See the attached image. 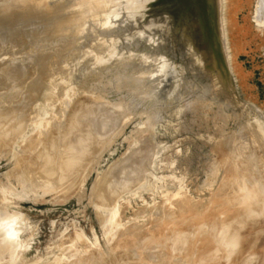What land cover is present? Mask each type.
Segmentation results:
<instances>
[{"label":"rangeland","instance_id":"obj_1","mask_svg":"<svg viewBox=\"0 0 264 264\" xmlns=\"http://www.w3.org/2000/svg\"><path fill=\"white\" fill-rule=\"evenodd\" d=\"M11 1L13 2L14 0H0V66L3 67L2 65H8L10 63L12 66L14 63V65L16 64L17 66H13L21 70L23 67L21 68L20 66H24L25 69L23 70H27L24 72L26 74L25 76H27L28 71H35L34 73H36V68L40 69L41 65L44 67L43 65H45L44 63L46 62H40L42 56L41 54L45 55L49 53L48 49H53V61H55L56 64L63 65L65 72L58 75L54 74L53 78L57 80V86L55 83L54 87L51 86V88L55 89L54 92L53 90L50 91V86L45 88L49 92L45 89H39L40 86L36 81L41 78H30V83L32 80H36L33 81V84L36 82L37 86L31 85L32 83H27L28 85L30 84L29 91L32 93L35 92V97H37L36 101L32 105V109L39 110L43 113V115H46L49 118L52 115V118L49 120L50 125L48 124L45 129L46 135H41L45 131L42 130V133L40 132L38 134L40 138L34 141L31 146H27V148L30 149L29 151L33 153L31 158L33 157L34 160L35 158L36 160L39 158V162L37 160V166L36 163L34 164L36 161L29 157V159L25 157V150L27 151L28 149L24 145H18V147L12 146L13 144H11L10 131L8 129H6L7 131L4 130V132L6 131V134L0 133V135H5L4 137L0 136V239L1 243H4L3 241L8 239V243H11L12 241L11 244H14V246H12L13 249L10 248L11 245L8 248V243V245L2 244L3 247H6V249L8 248L7 251L9 252L2 253V251L4 252L5 250L0 251L2 253V255L0 253V264H61L62 261L71 260L72 257V260L75 259L74 261L77 263L81 262L82 264H102L103 261V264H112V262L113 264H140L138 260H147L149 259L148 256H150V260L153 261V263L150 264H158L157 262L160 261V259V264L167 263L164 259L170 260V264H177L179 261L177 258L181 260L179 261L181 264H186L185 261L189 260V257H192L194 253L195 258L197 259L196 262H199L200 264H207L209 261L206 260L208 258H203L204 254H209L208 251L214 244H216V246L214 245L215 247H212L213 250L210 251L209 255L213 259H216L214 254L220 253L221 249L218 250L219 252L217 251L218 253L214 251L219 244L216 242V238L213 234H217V236L221 238L219 240H221L224 244L223 246L222 242H220L218 249L221 248V245L226 249L229 245L227 241H225L226 244L223 241L224 239L222 236L224 233L221 228L227 229L224 230L226 231L225 235L227 233L230 235V233L233 232L232 229L234 230L237 228L234 225H238L237 223L241 222L238 220L245 219L246 216L243 215L244 218L242 217V213L238 210L239 206L242 205L240 206L241 208L244 206V208L247 209L246 206L251 207L253 204H256L255 200L259 199V196H261L260 194H262L263 191L260 190L261 193H257L259 196H256V193L254 194V181L258 183L254 185L256 191L258 190L257 187L260 188L259 182L264 184L263 177H259L261 180H255L259 176L258 173L253 174L255 176L258 175L256 178H254L255 176L252 177V174L251 176L249 175L250 178L252 177V181L244 179V181H250V183L248 182L249 186L252 184V187H250L253 189L248 188V190H253V194L256 198L258 197V199H256L253 194H250L251 191L248 193L247 188L241 186L243 183L241 179L247 176L243 177L241 174V178L239 179L240 181L237 182V180H234L232 177H228L230 174L227 173L229 170L226 171L228 168L225 165V163L229 162V160L230 162L232 160H237V154L240 157L237 162L241 159L240 155H242V157L251 156L253 148L259 145L258 143H253V141L247 142V139L245 140V138L252 132L250 124L255 125L257 132L261 135L263 139L261 144L264 149V132L262 131L261 126L255 123L256 121H261L262 125V122H264V25H260L254 20V10L256 8L255 5L257 0H230L228 7L225 9V14L227 16V31L229 36V50L232 54V60L229 67H227V65H224V67L220 63L219 56H217L219 61L218 63V61L215 60V57L211 54L213 51L210 50L211 46L207 42V33L204 32L205 30L202 31L200 28V21L202 20L200 10L193 7L195 3L196 5L199 3L198 0H145L146 2L143 0H135L138 2H134V0H124L123 3L121 1L118 3V0H116L118 3L117 5L115 4L116 6L114 5L115 0H111L110 3L112 2L111 4L115 6L114 8L112 7V9L111 7L107 9L108 6L112 5L106 3L108 0H104V3L108 5L105 9L109 10V12L111 11L108 13L106 10L107 13H103V15L105 14V18L101 15L97 16L98 19H96V16L95 18L87 17L85 23L82 24L84 26L80 25L79 27V25L75 24L78 27L77 29L70 21H64L59 23L61 25L63 24V29L57 30L55 31V34L50 35H47L46 32L55 25L56 21L61 19L60 13L66 11L67 8L63 7L58 10L51 8L50 10H46L44 12L42 11L40 13H35V11L31 10V15V11L27 12L23 9V6H16L15 4H13L12 8L9 10H2V7L7 3L10 4ZM89 1L90 0H88V2ZM93 1L95 2V0H92V2ZM132 1L135 6L130 4ZM127 2L131 5L130 7H128L129 5ZM84 3L82 4L85 6H82L88 7L86 2ZM104 3L103 1H97L95 4L97 6L98 4L102 6ZM124 3L125 5L127 3V5L125 6ZM91 4L92 3H90L89 7L96 6L95 4ZM119 4H122L120 7L121 10L116 11V9L119 8ZM63 9L66 10L63 11ZM114 9L115 11H112ZM14 11H17V13ZM114 12H116V14ZM26 13L29 15H26ZM80 13L81 12H78V14ZM10 14L12 15L10 16ZM13 14L19 15H17V17L15 15V17L12 18V16H14ZM20 14L24 16H21ZM9 19L11 20L9 21ZM105 19L109 23H107ZM104 22H106V24ZM103 23L105 25H103ZM19 24L23 26L20 25L19 27ZM81 27H83L82 30ZM141 28L143 31L138 33ZM77 32L80 33L78 34ZM98 43H101L100 46L103 44L102 46L107 50L112 49L113 54L109 56V58H104L99 54L96 55L95 52L97 51L94 50V48L99 46L96 45ZM204 43H206V45H204ZM202 44L203 47L201 48L200 46ZM95 45L96 47H94ZM214 47L218 51V47H216V45H214ZM204 48L208 51L205 56L202 55V53L205 52ZM207 48H209V50ZM83 50H87V54ZM36 51L37 53H35ZM80 51H82L81 54H85L83 55L84 58L82 55L79 56ZM88 52L90 54L94 53L92 54V57L97 56L99 59L94 57L93 60H96L91 61ZM39 55L41 56L39 57ZM76 55H78V57ZM29 56L31 57L29 58ZM212 56L214 57V60L217 61L216 63ZM38 57L39 59L36 60ZM123 57L124 59L129 58L132 63L131 66L133 67H128L129 71L132 69L131 72H129L130 74H136L135 71L143 68H147L149 70L155 68L157 69L155 70L157 72L148 77L146 83L147 87H145L146 85H143V87H141L138 91H133L128 89L129 87H125L127 86V83H120L115 80V78H111L112 74L108 71L106 72V70L110 68H112L114 72L119 68L121 69L119 60L123 59ZM77 59L80 60L78 61ZM97 60H101L100 64ZM98 65L104 66L101 68V66ZM8 66L10 67V65ZM14 67L12 68L13 70H15ZM33 67H36V70ZM95 67L97 69L93 70ZM89 68H92L93 72L89 71ZM17 69L16 71L18 72L19 70ZM21 70L18 72L19 75L23 71ZM113 71L111 73H113ZM29 75L28 77H36L33 73H30ZM53 78L51 76V79L48 77L46 79L51 81ZM14 82L15 84L19 83L17 80H10L6 82L4 77L0 74V93L2 94V91H5L6 85L9 88V90L6 88L5 92L7 93L4 92V94L0 95V115L2 113L5 115L6 112L3 109H9L7 106L10 107V104L13 105L17 101L19 103H16L14 107L11 106L10 108L16 109L18 107V109H20L23 106L19 105V107L17 104H22L23 102L24 104L30 103L29 99V102L25 99H27V95L31 94H29L28 91H21L24 90V88L19 89V93L26 92L23 96L21 93L19 94L17 92L16 94L19 95L18 98V95L14 94V89L12 87V85L15 86ZM64 88L66 89V92L63 93L62 91H64ZM146 88L148 89L149 94L146 93ZM152 91L153 94L151 93ZM38 93L39 95H37ZM25 95L26 98L24 97ZM28 98H30V96ZM15 99H17V101H15ZM44 100L46 103L43 107H41L40 105L44 102ZM77 100L81 101L78 102ZM74 102L78 104H74L76 107L72 105ZM71 105L75 109L79 107L81 109H76V112L73 110L74 108H72ZM70 108L72 111H70ZM86 111L88 113H86ZM71 113H73L76 118V120H74L76 123H74L75 125L72 123L74 116L71 115ZM4 115H2L3 118ZM3 118L1 122L4 120L3 123H5L9 116L8 118L6 116V119ZM13 120L14 119L8 122L12 123ZM52 122L55 124V127L53 126L52 128L54 129L48 131V128L49 130L51 129V124H53ZM60 122V126L62 127L58 126ZM57 123V126L60 129H56ZM1 127L2 126H0V128ZM50 132L54 133L53 136L52 134L50 135ZM90 133L92 135H90ZM87 134H89V136ZM47 135H49L50 138ZM44 136H47L49 139H51V136L53 137V139H51L52 145H50V140V142L47 141V145H50L51 149L48 148L47 145L45 147L48 149L44 147L46 143V141L45 143L43 142V139H46ZM41 139L43 140L41 142L44 145L40 141L38 143V147L36 146L37 144L34 145V143H37L38 140ZM86 140L88 141L86 142ZM227 141L232 144L234 143L233 145H235L233 146V150L229 153L227 151L229 149L226 147L228 146L229 148L231 145ZM69 143H75V145L78 146L76 147L73 144L76 149L78 148L77 152L79 155L78 153L73 152L72 147V150L69 148ZM79 143L82 144L80 145ZM3 145L5 147L8 146V148H3ZM42 146L45 148V151ZM9 147L11 149V153L13 149L14 151L16 150L15 153L11 154L8 152L10 151L8 150ZM79 148H82V151H84L86 155L83 154L84 152H82L81 149L78 151ZM84 148L85 150H83ZM55 149L57 152L54 151ZM37 150H40L42 154H39ZM71 152L72 154L75 153V156L69 154ZM48 153H51V155ZM18 154L21 157L24 156L23 162L24 159L27 158L25 159V163L27 164H25V167L33 168V171L34 169L42 168V166L44 168V165L48 160V164L51 165V162L54 163V160L56 159L61 162L55 161L57 165L59 163H64L65 160L63 159H66V163L70 164L71 170H65V168H69V166L64 167L67 166L65 163L66 165L64 164V166L58 165L60 171L61 168L64 167V170L62 169L63 172H58V168L57 172H55L56 168H54V171L49 169V172L48 167L53 169V166H56L55 163H52L53 166L51 165L50 167L48 165L47 168L45 167L48 170V173L45 168H42L45 171V175L42 173L41 169L40 174L37 170L36 174H38L39 177H42L41 180L39 179L40 184L38 181L35 182V184H32L34 181L32 180L33 182L31 183V181L28 180L31 183L29 184L27 177L30 179L31 174L32 176L34 174L33 177H35V171L32 172V170L29 169L32 173L26 174L27 171H25L23 175L24 169L28 170V168L22 167L24 166V163H22L21 157H19L18 161L19 165L21 163V167L18 165L19 168H17L18 163L15 161L17 160L16 157H18ZM47 154L49 157L53 156L52 158L56 159L52 160L47 158ZM14 155H16V157ZM33 155H40L42 157L35 156L34 158ZM68 155H70V157ZM231 155L236 158L233 157L234 159H231ZM72 156L74 162L70 159ZM45 157L47 159H45ZM67 157H69V161ZM43 158L47 161L43 160L46 163L42 162V164L44 163L42 165L40 164V160ZM30 159L33 163H30L31 161L28 162ZM14 163L16 165H14ZM71 165L72 167L74 165V167L72 168ZM51 172L53 173L50 175L49 173ZM46 173L47 175H50V177H53V174L57 173L56 176L58 178L55 176V178H57L55 180L56 182L53 180L55 178H51L50 181L47 179V182H49L47 184V182H45L46 177H48L46 176ZM263 173L264 171L259 174L262 176ZM22 176H24L23 178H26H20ZM59 177L61 178L60 180H58ZM227 178L229 180L231 179V181L227 180ZM232 180L234 183L231 185ZM226 181L229 183L227 184ZM247 182L244 183L248 185ZM112 184L113 187L111 186ZM243 189H246L245 192H247L248 195L250 194V196L255 199L249 202H255L250 206L248 203L247 205H244L246 202L241 200L243 204L239 203L237 209L235 208L236 211L238 210V212L241 213V217L239 216L240 214L237 213L239 219L237 222L234 221L235 224H233V226L236 228L231 227V230L229 229V225H232L230 224L232 221V216L230 215H233V212L232 214H230L231 212L228 213L230 214L229 217H231V221L228 223L225 221L228 219V217H226L228 214H219L221 215L218 217L219 219L226 218L224 219V223L226 224L221 225V227L220 224H222L221 221L223 220L219 221V219L216 218L218 215L215 219L221 222L218 224L219 226H213L216 224L215 222H217L215 219L212 220H215V222H213L215 224L210 225L212 223L211 220L207 221L209 217L205 218V220L201 222L202 228L206 227L205 224H207V222L210 223L206 229L203 228L204 232L209 230V225L214 228L216 227L219 230L218 234L214 231L215 229L213 230V228L210 227L211 230L208 231L209 233H199L203 237L206 234L205 239L209 238L211 240L212 238V241L209 242V239L207 241L210 244L214 239L215 243L213 242L214 244L212 243L213 245L211 246L205 242V244H207V248L210 246L208 251L205 249L206 245H203L204 242L199 240V238L204 240L203 237L199 234V236L195 235L196 232H194L195 234L193 232H189L192 230L191 228H188L189 225L186 226V228L185 226L181 227L182 224L179 226L180 220L185 218L188 220L192 219L191 216L187 215L186 217L184 215L187 213H185L184 210L187 211L188 209H193L192 212L195 210L199 211L202 207L209 205H211V208L217 209L219 208V204L212 202V196L214 197L215 194L221 196L233 193V195H235V200H240L244 195L240 194L244 192ZM116 190L119 192L117 193ZM238 191L243 192L238 193ZM104 192H106L105 195ZM248 195L246 196L245 194L243 199L246 197L248 198ZM236 196H238L239 199L238 197L236 199ZM185 197L189 198L191 201L189 202V200L186 199V201H188L186 202L183 200ZM251 198L249 197V199ZM244 201L246 200L244 199ZM188 203L190 205H187ZM191 204L192 207L197 204L199 207L201 206V208L199 209L198 206H196V209L191 208ZM231 204L234 205L233 203ZM186 205L187 208H190L187 209ZM178 208L180 213L182 211L184 212L182 214L184 217L180 213L178 214ZM181 208L183 210H181ZM191 210H188V212H191ZM236 211L233 215L234 217ZM20 212H23L24 215H19ZM175 213L178 214L176 216L178 219L173 217L175 218L174 224L178 221L177 226L175 225V229L178 230L179 228H182L183 232L187 229L189 232H187V234L190 235L191 233L190 237L192 234H194L192 236L193 238L194 236H197L195 237L197 242L196 239H192V237L187 238V236V239L182 241L181 238L185 239V236H183L184 233H181L183 237L180 235L181 238L179 239L180 236L178 235L180 230H178V235L175 236L178 238H176V241L178 240L179 244L183 243L186 247L191 244H194L195 246L198 244L201 246L202 244L201 247L192 246L195 250H197V248L200 249V251L198 250V253L197 251L195 252L192 247L190 248V246L189 248L191 250L187 247L189 252H187V248H184L187 250L184 251L182 247L175 242L174 235L173 240L171 239L172 236L168 237L169 240L165 238L171 231H173V233L176 231L173 226L174 224H172L174 222L172 216H175ZM237 214L235 218L233 217V219L236 220V218H238ZM222 216L225 217L222 218ZM205 221L206 223H204ZM227 221H229V219ZM243 221L246 222L247 220L245 219ZM168 223H170L169 227L167 225ZM202 223H204L205 226ZM260 223L259 229L261 228V230H263L264 227L260 226L264 223V220ZM248 224H251L252 226L249 225V227L247 226ZM248 224H245V226L242 223L240 224L241 228L243 226L245 227V231L243 230L244 232L242 231L244 227L240 230L239 225V229L237 228V230H240V233L242 232L241 234L244 235L243 233L245 232L250 234L247 231L250 232L249 229H251V227H254V230L256 227L257 230L251 231V234H255L256 232L257 235L255 234L254 237H259L258 232L260 230L257 228L258 224L256 225L251 222ZM166 225L168 227L167 230L170 231L171 229V231L167 232L166 229H163L167 232L166 235L164 234L165 237H163V230L161 229L162 232L159 230L160 226L163 227ZM170 227H173V229ZM246 227H249V229ZM157 228H159V230ZM193 230L195 231L194 228ZM152 231H155V235L159 234L157 236L161 238L162 243L165 242V245L168 244V251L170 253L171 250L172 254L175 253L173 251L177 252V255L175 254L176 258L174 259L175 261H178L174 262V260L170 259V254H165L168 253L167 248H164L163 250L161 246L163 245L164 247V244H161V241H159L157 237L154 236V238H152ZM220 231L222 232V236L220 235ZM236 231L234 230V234H232L235 235ZM211 232H213V234ZM3 233L4 235L2 236ZM125 234L129 237L133 235L131 237L135 236L139 239L143 238L145 247L150 249H145L144 244H142V240H139L142 242L140 243V245H143L141 246L142 248L139 244L134 247V242L133 247H131L132 245L130 244V246L128 245L129 247H127L124 241H126L129 237ZM241 234L238 237L236 233L237 237H235V235L233 238V240L235 239V242L237 243L230 240L232 235L229 237L227 234V237L229 238L224 237L226 240L229 239V243L232 241V244H237L236 248L230 243L231 246L235 248H233L234 251H239L240 246L241 249L242 247L244 248V251L247 250L249 254L254 253L253 255L255 257L250 254L254 257H252V259H254L252 260L251 256H248V252L245 251V254L247 255H244L243 250L239 251H242L241 253L246 256L244 257L246 258L245 260H252H250L251 262L247 260L248 262L246 263L264 264V248L262 249L263 253L259 252L261 249H255L256 245L260 246L264 242L260 244L261 241L259 240V242L258 238H255V242L258 243L256 244L254 242V238L252 237L253 235L250 234L251 238H253V241H251L252 244H250L251 242L248 243L250 248L248 246L244 247L242 245H245L251 238L247 234L246 235L248 237L245 235V237L241 236ZM151 235L152 237H150ZM209 235H211V237ZM207 236L208 238H206ZM241 237L244 238L243 241H248L241 243ZM11 238L12 240L10 241L9 239ZM189 238L193 241L190 240L192 243L190 242L191 244L188 243L187 245V243L185 244L184 242L188 241ZM238 238H241V242ZM165 239L169 242L166 243ZM15 240L16 242H14ZM219 240L217 241L219 242ZM238 242L241 244L238 245ZM156 244L160 247H157ZM176 244L178 247H175V250H173V247L176 246ZM183 244L181 246L185 247ZM253 244H256L253 250H258L259 256L256 255L258 254L257 252L255 253L250 251L252 250L251 245L254 246ZM171 245H173L172 249ZM203 246L204 248H202ZM261 246L264 247L263 244ZM3 247L0 249H3ZM179 248L182 250L180 251V253L182 252L181 255L183 252H186L187 254L189 253V257L186 254L187 257L183 260L182 256L178 255ZM201 248L203 249V253L205 251L207 252L203 254L201 252ZM10 249H12V251H10ZM225 249H222V251ZM228 249L227 253L231 254L233 250H231L230 246ZM213 251L214 256L212 255ZM234 251L231 259H235L237 257L236 260L240 262L235 261L236 263L246 264L245 260L243 261V258L239 260L243 257V255H238L237 253L239 252ZM200 253H202L203 256H199ZM190 254L192 255L190 256ZM228 254L225 256V261H222L224 260L222 258L224 255L223 252L217 256H221L218 258L220 261L224 262V264H234L235 262H227L230 260V255ZM209 255L206 256L209 257ZM91 256L92 259L90 258ZM238 256H240L239 259ZM247 256L249 258H247ZM256 256L263 261L260 260L259 262V259H257ZM184 257L185 255L183 258ZM199 257H202L201 259H204V261L201 262ZM94 258H96V260H94ZM212 258H209L208 260H212ZM98 259H100L101 262ZM193 259L194 257L190 260ZM198 259L200 260L198 261ZM72 260L69 262H72ZM127 260L129 261L127 262ZM150 260L148 261L151 262ZM162 260H164L165 263H163L164 261ZM211 260L209 264H212ZM216 260H212L213 264H215ZM148 261L144 262L148 263ZM182 261H184V263H182ZM220 261L219 263L217 261V263L221 264L222 262L220 263ZM76 262H74V264H76Z\"/></svg>","mask_w":264,"mask_h":264},{"label":"bare ground","instance_id":"obj_2","mask_svg":"<svg viewBox=\"0 0 264 264\" xmlns=\"http://www.w3.org/2000/svg\"><path fill=\"white\" fill-rule=\"evenodd\" d=\"M91 1V2H90ZM89 2L90 3H92L91 5H94L95 3H97V1H103V3L106 1H104V0H95V2H94V4H93V2H92V0H90ZM110 1L111 0H108V2L106 1V3L107 4H111L110 3ZM114 1V0H113ZM122 2L123 3V1L124 0H118V3L119 2ZM126 1H128V0H126ZM142 1V0H141ZM144 2H146V1H148V0H143ZM229 1L230 0H198V4L196 5V3H195V5H193V7L194 8H197L198 10H200V16H201V18H202V20L200 21V28H201V30L203 31V30H205L204 32L205 33H207V37H206V39H207V42L210 44V50H212L211 52V54L215 57V60H217L218 61V59H217V56H219V61H220V63L224 66V65H227V67H229V65H230V62H231V60H232V54L230 53V50H229V41H228V39H229V36H228V31H227V16H226V14H225V9L228 7V3H229ZM84 2H86V5H88V7L86 6V7H83V6H85V5H83L82 3H84ZM88 2V0H14L13 2L11 1L10 2V4H6V5H4L3 7H2V10H9L10 8H12V5L13 4H15L16 6H23V9L24 10H26L27 12H30L31 10L32 11H35V13L36 12H44V11H46V10H50L51 8L52 9H54V10H58V9H60V8H63V7H65V8H67V10L66 9H63V11L64 10H66V11H64V12H62V13H60L61 14V19L60 20H58V21H56V23H55V25L51 28V29H49L47 32H46V34L47 35H50V34H55V31H57V30H62L63 29V27H62V25L61 24H59V23H62V22H64V21H70L72 24H77V25H79V27H80V25L81 26H84V25H82V24H84L85 23V20H86V18L87 17H94L95 18V16H96V19H98V15L100 16H104L103 15V13L105 12V13H110L109 12V10H107V9H109L110 7H111V9H112V7L114 8L118 3H117V1L115 0V2H114V5L113 4H111L112 6H108L107 4H103L102 6L100 5V4H98V6L96 5V6H90L89 7V5H90V3L88 4L87 3ZM130 2V1H129ZM134 2H138V1H135L134 0ZM140 2V1H139ZM194 2V1H193ZM197 2V1H196ZM128 3V2H127ZM127 3H126V5H127ZM85 4V3H84ZM102 4V3H101ZM130 4H133V1L130 3ZM129 3H128V7H130L131 5H130ZM138 4H140V3H138ZM141 4H143V3H141ZM83 5V6H82ZM120 5V4H119ZM118 5V7H116V8H118V9H116V11L117 10H121L120 9V7H121V5L119 6ZM124 5H125V3H124ZM125 5V6H126ZM134 6H135V4H133ZM132 5V6H133ZM107 6H108V8H107ZM133 6V7H134ZM136 6H137V4H136ZM105 7L107 8V9H105ZM124 7V6H123ZM122 7V8H123ZM255 15H254V20L256 21V23H259L260 25H264V0H257V3H256V5H255ZM125 8V7H124ZM34 9V10H33ZM110 9V10H111ZM115 9L114 10H112V11H115ZM126 9H127V7H126ZM20 10V9H19ZM106 10H107V12H106ZM23 11V10H22ZM32 11L30 12V15H31V13H32ZM62 11V10H61ZM15 12V11H14ZM60 12V11H59ZM78 12H81L80 14H78ZM15 13H17V11L15 12ZM115 14H116V12H114ZM28 13H26V15H27ZM12 14H10V16H11ZM14 16H12V18H14L15 17V15H16V17H17V15H19V14H13ZM21 16H24V15H22V14H20ZM29 15V14H28ZM108 15V14H107ZM106 15V16H107ZM108 17V16H107ZM111 17V16H110ZM5 18V17H4ZM22 18V17H21ZM104 18H105V16H104ZM41 19V18H40ZM106 19H108V18H106ZM105 19V21L107 22V23H109L107 20ZM11 19H9V21H10ZM102 20V19H101ZM108 20H110V19H108ZM21 22V21H20ZM23 22V21H22ZM106 22H104L105 24H106ZM16 23V22H15ZM31 23V22H30ZM42 23V22H41ZM103 23V25H105ZM26 24V23H25ZM50 24H52V23H50ZM20 25L21 24H19V27H20ZM68 25V24H67ZM21 26H23V25H21ZM42 26V25H41ZM70 26V25H69ZM76 26V25H75ZM51 27V26H50ZM144 27V26H143ZM189 27V26H188ZM264 27V26H263ZM78 27L76 26V29H77ZM21 29V28H20ZM46 29V28H45ZM83 29V27H81V30ZM140 29V28H139ZM136 30H138V29H136ZM136 30H135V32H136ZM145 30V29H144ZM17 31V30H16ZM35 31V30H34ZM42 31H44V30H42ZM41 31V32H42ZM76 31H78V30H76ZM139 31V30H138ZM137 31V32H138ZM143 30H142V28H141V30H140V32H138V33H141ZM81 32V31H80ZM79 32V33H80ZM134 32V33H135ZM210 32V33H209ZM78 33V32H77ZM76 33V34H77ZM78 33V34H79ZM136 34V33H135ZM211 35V36H210ZM45 36V35H44ZM47 37V36H46ZM53 37V36H52ZM50 38V37H49ZM42 39V38H41ZM45 43V42H44ZM207 43V44H208ZM101 44V43H100ZM100 44L98 43V44H96V45H99V46H97L96 47V45L94 46V47H96V48H94V50H96L97 52H95V54L97 55V54H99V55H101V56H103L104 58L105 57H107V58H109V56H111L112 54H113V50L112 49H109V50H107V49H105L102 45L100 46ZM204 45H206V43H204ZM214 45H216V47H218V51L216 50V48L214 47ZM41 46V45H40ZM44 46V45H43ZM51 46V45H50ZM27 47V46H26ZM201 48L203 47V44L200 46ZM42 49V48H41ZM208 50H209V48H207ZM40 50V49H39ZM49 50V53H47V54H41V55H39V57L41 56V59H40V62L42 63L43 61H45L46 63H44L45 65H43L44 67H42V65H41V67H40V69H38V68H36L37 69V75H36V73H34L35 71H34V69H33V71L34 72H32V71H28V75L30 74V73H33V74H35V76L36 77H28V75L27 76H25L26 74L24 73L25 71H27V70H23V69H25L24 68V66H20L21 68H22V70L21 69H17L16 67H14L15 65H14V63L12 64V66H11V63L10 64H8V63H6V64H8V65H10V67L8 66V65H2L3 67H1L0 66V74L4 77V80L7 82V81H10V80H13V81H15V80H17V82H19V83H17V84H15V82H14V84H15V86H13L12 85V87H13V89H14V94H16L17 92L19 93V89L21 88V89H23L24 88V90H21V91H28V93L29 94H31V95H27V99H25V100H30V103L29 104H24V100L22 101L23 103L21 104H17L18 106L20 105V106H23V107H21L20 109H18V107L16 108L17 110H18V112H17V110L16 109H12V108H10L11 106H13L14 107V105H16V103H19L18 101H17V99L19 98V95L18 94H16V95H18V98L17 99H15V101H17L15 104H10L11 106L9 107V106H7V108H9V109H6V108H4L3 110L8 114H6L5 113V115L2 113L1 115H0V126H2L1 128H0V133H5L6 134V129H8L9 131H10V139H11V144H13L12 146H15V147H18V145H24L26 148H27V146H31L32 145V143L34 142V141H36L37 139H39L40 137H39V133L41 132L42 133V130H45L46 129V127H47V125L49 124L50 125V122H49V120H50V118H52V115L50 116V118L49 117H47L46 115H43V113L42 112H40L39 110H33L32 109V105H33V103L36 101V98L37 97H35V92H30L29 91V89H30V84L31 85H34V86H37V83L39 84V86H40V88L39 89H45V88H47V87H49L50 86V88H51V86L52 87H54V83L56 84V82H57V80L56 79H54L53 78V76H54V74L55 75H58V74H60V73H62V72H65V69H64V67H63V65H61V64H56L55 63V61H53V59H54V54H53V49H48ZM38 51V50H37ZM37 51L35 52V53H37ZM84 51V50H83ZM90 51V50H89ZM93 51V50H92ZM91 51V52H92ZM204 53H202V55L203 56H205V54L208 52L205 48H204ZM48 52V51H47ZM56 52V51H55ZM81 52L82 51H80L78 54H79V56L80 55H85L84 53L83 54H81ZM85 53L87 52V50L86 51H84ZM75 53H76V51H75ZM87 54V53H86ZM92 54H94V53H92ZM92 54H90L89 52H88V55H90V60L92 61L93 59H94V57H97V56H94V57H92ZM60 55H61V53H60ZM98 55V56H99ZM77 57H78V55H76ZM100 56V57H101ZM212 56V57H213ZM31 56H29V58H30ZM37 57V56H36ZM39 57L38 58H36V60L37 59H39ZM76 57V58H77ZM103 57H101V58H103ZM128 57V56H127ZM126 57V58H127ZM202 57V56H201ZM214 57H213V60H214ZM21 58V57H20ZM34 58V57H33ZM83 58H84V56H83ZM15 59H17V58H15ZM96 59H99L98 57L96 58ZM95 59V60H96ZM128 59V60H127ZM127 59H124V57H123V59H120L119 60V64H120V67H121V69L119 68V69H117L115 72L112 70V68H110V69H108V70H106V72L108 71L110 74H112L111 75V78H115V80H117V81H119L120 83L121 82H124V84L125 83H127L126 85L127 86H125V87H129L128 89H131V90H133V91H138L141 87H143V85L145 86L146 85V83H147V79H148V77H150L151 75H153L155 72H157V71H155V70H157L156 68L155 69H147V68H143V69H141V70H138V71H135V73L136 74H130L129 72H131V70L129 71L128 70V67H130L131 65H132V63L130 62V60H129V58H127ZM202 59V58H201ZM12 60V59H11ZM14 60V59H13ZM20 60V59H19ZM42 60V61H41ZM78 61L80 60V59H77ZM89 60V61H90ZM95 60H93V61H95ZM214 60V61H215ZM3 61V60H2ZM15 61H17V60H15ZM24 61V60H23ZM27 61V60H26ZM35 61V60H34ZM87 61V60H86ZM97 61H99V60H97ZM96 61V62H97ZM101 61V60H100ZM100 61L98 62L99 64H100ZM217 61H215V63L217 62ZM219 61H218V63H219ZM38 62H39V60H38ZM39 62V63H40ZM133 62V61H132ZM4 63V62H3ZM21 64H23L22 62H20ZM25 63V62H24ZM28 63H30V62H28ZM32 63V62H31ZM94 63V62H93ZM53 64H55V65H53ZM96 64V63H95ZM14 65V66H13ZM97 65V64H96ZM139 65V64H138ZM17 66V65H16ZM91 66V65H90ZM98 66H101V65H98ZM102 66H104V65H102ZM102 66H101V68H102ZM14 67V69L15 70H13L12 68ZM18 67H19V65H18ZM26 67V66H25ZM131 67H133V66H131ZM225 67V66H224ZM117 68V67H116ZM16 69L17 70H21L22 71V73L19 75L18 74V72L16 71ZM35 69V70H36ZM90 69V68H89ZM97 68L95 67L93 70H96ZM113 69H115V68H113ZM130 69V68H129ZM219 69V68H218ZM228 69V68H227ZM29 70V69H28ZM31 70V69H30ZM71 70V69H70ZM93 70H92V68L89 70V71H91V72H93ZM113 71V73H111ZM226 71V70H225ZM17 73V74H16ZM133 73V72H132ZM23 74H24V77H23ZM21 75H22V77H21ZM32 75V74H31ZM31 75H29V76H31ZM45 75H46V78L48 77V78H50L51 79V76H52V78H53V80H51V81H49L48 79H46L45 78ZM13 76V77H12ZM32 76H34V75H32ZM222 76V75H221ZM224 76V75H223ZM29 79H28V78ZM33 78H36V79H40V80H38V81H36V80H32V82L30 83V81L29 80H31V79ZM227 79V78H226ZM29 81V82H28ZM33 81H36L35 83H36V85H35V83L33 84ZM113 81V80H112ZM27 83H30L29 85L27 84ZM123 84V83H122ZM56 86H57V84H56ZM124 86V85H123ZM122 86V87H123ZM9 87H11V86H9ZM32 87V86H31ZM145 87H147V85L145 86ZM5 88V87H4ZM6 88H7V90H9V88L7 87V85H6ZM6 88H5V91H6ZM49 88V89H50ZM63 88V87H62ZM39 89H37V90H39ZM68 89V88H67ZM11 90V89H10ZM46 90V89H45ZM51 90H53V92H54V90L55 89H53V88H51L50 89V91ZM66 89L64 88V91H62L63 93L64 92H66L65 91ZM89 90V89H88ZM2 91V90H1ZM4 91V92H5ZM32 91H33V89H32ZM47 91V90H46ZM145 91H147L146 93L147 94H149L148 92V89L146 88L145 89ZM4 92L2 91V94H4ZM10 92V91H9ZM37 92V91H36ZM45 92V91H44ZM47 92H49V91H47ZM5 93H7V92H5ZM21 93V92H20ZM19 93V94H20ZM26 93V92H25ZM24 92L23 93H21L22 94V96L25 94ZM27 93V94H28ZM40 93V92H39ZM39 93L37 94V95H39ZM51 93V92H50ZM63 93H60V94H63ZM152 94H153V91L151 92ZM1 93H0V95H2ZM12 95V94H11ZM53 95V94H52ZM21 96V95H20ZM30 96V98H28ZM48 96H49V93H48ZM25 98H26V95L24 96ZM50 97H51V94H50ZM75 98V97H74ZM53 99V98H52ZM78 99V98H77ZM29 100H28V102H29ZM47 100H49V99H47ZM20 101V100H19ZM55 101V100H54ZM53 101V102H54ZM78 101V100H77ZM81 100H79L78 102H80ZM52 102V103H53ZM76 102V101H75ZM73 103L72 105L74 106V107H76L74 104H76V105H78L77 103ZM46 103V101L44 100V102L40 105L41 107H43L44 106V104ZM4 105V104H3ZM71 105V106H72ZM81 105V104H80ZM19 106V107H20ZM72 106V108H74ZM88 106V105H87ZM16 107V106H15ZM84 107H85V105H84ZM90 107V106H89ZM40 108V107H39ZM80 108V107H79ZM79 108H76V109H78V110H80ZM86 108H88V107H86ZM118 108H119V106H118ZM6 109V110H5ZM75 108L73 109L74 111H76L77 112V110H76ZM83 109V108H82ZM9 110V111H8ZM15 110H16V112H15ZM8 111V112H7ZM20 111V112H19ZM70 111H72L71 110V108H70ZM81 111H83V110H81ZM87 111H88V109H87ZM86 111V113H88ZM84 112H85V110H84ZM90 112V111H89ZM2 115H4V118L2 117ZM71 115H73L74 116V114L73 113H71ZM78 115V114H77ZM7 116V118H8V116H9V118H8V120H6L7 121V123H6V121H5V123L7 124H5V123H3L4 122V120L1 122V120H2V118L3 119H6L5 117ZM73 116H72V118H73ZM66 117H67V115H66ZM264 118V117H263ZM12 119H14L13 121H12V123L11 122H8V121H10V120H12ZM58 119V118H57ZM74 120H76V118H75V116H74V119H73V124L75 123V121ZM51 121H52V119H51ZM56 122V121H55ZM10 123V124H9ZM53 123V122H52ZM257 125H260L261 126V129H262V131L264 132V122H262V125H261V121H256L255 122ZM5 124V125H4ZM60 124H61V122L59 123V125H58V123L56 124V126L58 125V126H60ZM72 124V125H73ZM76 124V123H75ZM74 124V125H75ZM104 124V123H103ZM73 125V126H74ZM251 125V130H252V132H251V134H249L248 135V137H246L245 138V140L247 141V142H251V141H253V143H258L259 145H257L256 147H254L253 148V151H252V155L251 156H243L242 157V155H240L241 156V159L239 160V162H237L238 161V158H240L239 156H238V154H237V157L238 158H236V157H234V156H232L233 155V153H234V151H233V153H232V158L231 159H234V158H236L237 160H232L231 162H230V160H229V162H226L225 163V165L227 166V170H226V167H225V170L226 171H228L229 170V172H227L228 174H230V176H228V177H232L234 180H237V182L238 181H240L239 179L241 178L240 176H241V174H242V176L244 177V176H247V177H242L243 179H241L242 180V185L241 186H244L245 188H247V192L248 193H250L249 191H251L250 189L248 190V188H251L252 186V184L249 186V183H250V181H252V177H254L255 175H253V174H257L258 173V175H256L254 178H256L257 176V179H255L256 181L257 180H261V178H259V177H263V179H264V173H263V175L261 176V174H259V173H262L263 171H264V149H263V145L261 144L262 143V137H261V135L259 134V132H257V130H256V128H255V125H252V124H250ZM55 127V124L53 123V124H51V129L49 130V128H48V131H51V130H53L54 128H52V127ZM56 127V129L57 128H59V127ZM72 126V127H73ZM263 126V127H262ZM60 127H62V126H60ZM60 129V128H59ZM4 130H6L5 132H4ZM3 131V132H2ZM55 131V130H54ZM45 132H46V130L44 131V133L43 134H41L42 136L43 135H46L45 134ZM63 132H64V130H63ZM66 132V131H65ZM69 132V131H68ZM89 132V131H88ZM91 132V131H90ZM96 132V131H95ZM58 133H60V132H58ZM49 134V133H48ZM52 134V136H53V134L54 133H52V132H50V135ZM62 135V134H61ZM88 136H89V134H87ZM87 135H86V137H87ZM90 135H92L91 133H90ZM0 136H2V137H4L3 135H0ZM49 138H50V136L49 135H47ZM47 136H44V137H46V139H41V140H38V142L37 143H34V145L35 144H37L36 146L38 147V143H39V141L41 142V141H43L44 143H45V141H46V143H45V145H44V147L47 145V141H51V144L50 145H52V140L51 139H53V137L51 136V139H49ZM64 136V135H63ZM67 136V135H66ZM1 137V138H2ZM68 137V136H67ZM85 137V136H84ZM47 138H48V140H47ZM97 138V137H96ZM4 139V138H3ZM83 139V138H82ZM81 140V139H80ZM89 140V139H88ZM88 140H86V142L88 141ZM49 141V142H50ZM73 141V140H72ZM71 141V142H72ZM98 141V140H97ZM243 141V140H242ZM245 141V142H246ZM3 142V141H2ZM77 142V141H76ZM75 142V143H76ZM85 142V143H86ZM227 142H229V141H227ZM227 142H226V145H227ZM247 142H246V144H247ZM75 143H72V144H70L69 143V148H73V152H75V153H78L77 152V149L75 148ZM230 143V142H229ZM243 143V142H242ZM2 144V143H1ZM75 146H74V145ZM78 144V143H77ZM80 145L82 144V143H79ZM234 144V143H233ZM232 143H230V145L231 146H229V148H228V146L226 147L227 149H229V150H227L228 151V153L229 152H231L232 150H233V146H235V145H233ZM237 144V143H236ZM245 144V143H244ZM33 145V146H34ZM49 145V146H50ZM103 145V144H102ZM229 145V144H228ZM4 146V145H3ZM19 146V147H20ZM23 146V147H24ZM48 145H47V147L48 148H50L51 149V146L49 147ZM74 146V147H73ZM86 146H87V144H86ZM86 146H84V147H86ZM7 148H8V146H6ZM5 146L3 147V148H6ZM24 147V148H25ZM43 147V146H42ZM43 147V150L46 148H44ZM57 147V146H56ZM55 147V148H56ZM58 147H59V144H58ZM76 147H78V146H76ZM83 147V146H82ZM1 148V147H0ZM41 148V147H40ZM48 148H46V149H48ZM72 148H71V150H72ZM75 148V149H74ZM225 148V149H226ZM28 149V148H27ZM49 149V150H50ZM80 149H81V151H82V148H79V150L78 151H80ZM236 149V148H235ZM4 150H6V149H4ZM8 150H10V151H8V152H10L11 153V149H10V147H9V149ZM30 149H28L27 151L25 150V152H26V155L25 154H23V155H25V157H29V158H31V156H32V152H30L29 151ZM42 150V149H41ZM42 150V151H43ZM49 150H47V151H49ZM59 150H60V148H59ZM83 150H85V148L83 149ZM16 151V150H15ZM15 151H14V149H13V151H12V153H15ZM32 151V150H31ZM45 151V150H44ZM55 152H57L56 151V149L54 150ZM237 151V150H236ZM235 151V152H236ZM37 152L39 153V154H42V152H40V150H37ZM54 152V153H55ZM61 152V151H60ZM82 152H84V151H82ZM81 152V153H82ZM239 152V151H238ZM11 153V154H12ZM37 153V154H38ZM45 153H47V152H45ZM74 153V154H75ZM227 153V152H226ZM258 153V154H257ZM9 154V153H8ZM48 154H50L51 155V153H48ZM47 154V155H48ZM53 154V153H52ZM59 154V153H58ZM69 154H72V152L71 153H69ZM74 154H72V155H74ZM84 155H86L85 154V152L83 153ZM231 154V153H230ZM235 154V153H234ZM16 155H17V153H16ZM16 155H14L15 157H16ZM20 155H22V154H20ZM46 155V154H45ZM54 155V154H53ZM78 155H79V153H78ZM78 155H77V157H78ZM83 155V156H84ZM34 156V158H35V156H39V157H42V156H40V155H33ZM69 157H70V155H68ZM75 156V155H74ZM228 156V155H227ZM236 156V155H235ZM15 157H13V158H15ZM19 157H21V156H19V154H18V157H16V163H18L17 164V166L19 165ZM24 157V156H23ZM23 157H21V160H22V163H24V166H22L23 168L27 165L25 162V159H27V158H25L24 159V162H23ZM43 157H44V155H43ZM51 157V156H50ZM49 157V155H48V157L47 158H49V159H56V158H50ZM55 157H56V155H55ZM69 157H67V159L69 158ZM82 157V156H81ZM81 157H79V158H81ZM234 157V158H233ZM28 158V159H29ZM38 158V157H37ZM46 157H45V159H47ZM57 158H58V156H57ZM66 158V157H65ZM73 158V156L70 158V159H72ZM76 158V157H75ZM82 158H84V157H82ZM225 158L227 159V157L225 156ZM229 158V157H228ZM32 160H34L33 159V157L31 158ZM27 160L28 162H30V163H33L32 162V160ZM44 158L43 159H41L40 161H41V163L40 164H42V162H44V163H46L45 161H47V160H45ZM20 160V161H21ZM38 160V162H39V158L37 159ZM37 160H36V158H35V160L34 161H36V162H34V164L36 163V166H37V164H38V162H37ZM43 160H45V161H43ZM63 160H65L64 161V163H62V164H60L61 162L59 161V160H54V163H55V161H59L60 163L58 164L59 166L60 165H63L64 166V164L66 163V159H63ZM73 160V159H72ZM76 160V159H75ZM223 160L225 161V159L223 158ZM228 160V159H227ZM49 161V160H48ZM47 161V165L45 164L44 166L47 168L48 167V162ZM51 161V160H50ZM68 161H69V159H68ZM79 161H80V159H79ZM233 161H236V162H233ZM73 162H74V160H73ZM73 162H72V164H73ZM76 162H77V160H76ZM75 162V163H76ZM43 163V164H44ZM53 162H51V165L53 166V164H52ZM70 163H71V161H70ZM26 164V165H25ZM33 164V165H34ZM42 164V165H43ZM56 164V163H55ZM67 164V163H66ZM65 164V165H66ZM224 164V163H223ZM222 164V165H223ZM14 165H16L15 163H14ZM20 165H21V163H20ZM19 165V166H20ZM23 165V164H22ZM30 165V164H29ZM51 165H49L50 167H51ZM57 164H56V166L54 167L53 166V169H51V168H49L48 167V170L50 169V170H52V171H54V168H56L55 170V172H57V168H58V172H63V168L64 167H68L69 166V168H65V170L66 169H70L71 170V168H70V164L68 163L67 164V166H64V167H62L61 168V171L59 170V166H58ZM16 166V167H17ZM19 166L17 167V168H19ZM35 166V165H34ZM21 167V166H20ZM38 167H39V165H38ZM37 167V168H38ZM40 167H41V165H40ZM44 167V168H45ZM71 167H72V165H71ZM73 167H74V165H73ZM72 167V168H73ZM15 168V167H14ZM25 168H28V170H25L24 169V171H23V169H22V171H23V175H24V172L25 171H27L26 172V174L28 173V174H31L32 172H34L35 171V174H36V172H37V170L39 171V174H40V169L42 170V173L45 175V171L43 170L44 168H43V166H42V168H39V169H34V171H33V168H29V167H25ZM36 168V167H35ZM45 168V170L47 171V173H48V170ZM16 169V168H15ZM21 169V168H20ZM29 169H31L32 170V172H30L31 170H29ZM63 169V170H62ZM18 170V169H17ZM50 170H49V172H50ZM12 171H15V170H12ZM19 171V170H18ZM29 171V172H28ZM67 171V170H66ZM19 172H21V171H19ZM18 173V172H17ZM42 173H41V175H42ZM47 173H46V176H48V177H50V175L53 173V172H51V173H49L50 175H47ZM77 173H80V172H77ZM56 174L57 173H55V174H53L54 176L53 177H50V178H48V177H46V181L45 182H47V179H49V181H50V179L51 178H55V176H56ZM58 174H60V173H58ZM138 174V173H137ZM227 174V175H228ZM251 174H252V177L250 178V176H251ZM43 175V176H44ZM62 175V174H61ZM108 175V174H107ZM250 175V176H249ZM19 176H20V174H19ZM18 176V177H19ZM26 176H28V175H26ZM31 176V178L29 179V177H27V181L29 180V181H31V183L32 184H35V182H39V179L41 180L42 179V177L40 178L39 176H38V174H36L35 175V177H33L34 176V174H33V176H32V174L30 175ZM59 176V175H58ZM75 176V175H74ZM140 176V175H139ZM24 176H22V177H20V178H23ZM45 177V176H44ZM44 177H43V179H44ZM57 177V176H56ZM62 177V176H61ZM76 177V176H75ZM249 177V178H248ZM26 178V177H25ZM25 178H23V179H25ZM58 178V177H57ZM57 178H55V179H53L54 181L57 179ZM74 178V177H73ZM23 179H22V181H23ZM61 178L59 177V179L58 180H60ZM69 179H71V178H69ZM244 179H246V180H250V181H244ZM33 180V181H32ZM68 180V179H67ZM227 180H229L228 178H227ZM25 181V180H24ZM28 181V183L29 184H31L30 182ZM42 181H44V180H42ZM53 181V182H54ZM122 181V180H121ZM229 181H231V179L229 180ZM263 181V180H262ZM44 182V183H45ZM52 182V183H53ZM56 182V181H55ZM126 182V181H125ZM244 182H247L248 183V185H246ZM259 182V181H258ZM27 183V184H28ZM43 183V184H44ZM49 182H47V184H48ZM51 183V182H50ZM58 183V182H57ZM121 183V182H120ZM127 183V182H126ZM226 183L228 184L229 182L228 181H226ZM234 183V181L232 180V182H231V185ZM241 183V182H240ZM252 183V182H251ZM26 184V183H25ZM37 184V183H36ZM39 184H40V182H39ZM39 184H37V185H39ZM106 184V183H105ZM124 184V183H123ZM255 184H258V183H256L255 181H254V185ZM238 185V184H237ZM253 185V188H254V194L256 193H258L259 192V194L261 193L260 192V190H263L262 191V194H260L261 196H259V194H257L256 196H259V199H258V197L256 198V196L253 194V190L251 191V193L250 194H253L254 195V198H256V199H258V200H255L252 196H250V194L248 195L247 194V192H245V190L246 189H243V191H238V193H240V192H243V193H240L241 195L242 194H246V196L248 195V198L246 197V198H244L246 201H244V199H243V196H242V198L240 199V200H235V195H233V193H229V195L228 194H226V195H217V194H215V196L213 197L212 196V198H213V200H212V198H211V200H212V202L213 203H218L219 204V208H217V209H213V208H211V205H209V206H206V207H202V208H204V209H202L201 208V206L199 207V205H197L196 204V206H198L199 207V209L201 208V210H199V211H193L192 212V210L191 209H188V208H194V209H196L197 207L195 206H193L192 207V204H191V206L190 207H188L187 208V205H190L189 203L186 205V208L188 209V210H191V212L189 211L188 212V210L187 211H185L184 210V212L186 213V214H184L186 217H187V215L188 216H191L192 217V219L191 220H188L187 218H185V219H183V220H180L179 221V226L181 225V227L182 226H185V228H186V226H188L189 225V227L188 228H191L192 230H193V228L195 229V231L193 230H191V229H189V230H191V231H189V232H196V234L195 235H198L199 233L201 234L202 232H203V234L204 233H206L207 234V232L209 231V230H211L210 229V225H213V224H215V225H213V226H219L218 224H220L221 222H222V224H220V227H221V225H225L226 223H224V219H226V218H224V219H219L218 217H220L221 215H223L224 213H230V214H232V212H233V215H234V213H235V208L237 209V207L239 206L238 204L239 203H242L243 204V202H246V203H244V205H247V203H248V205H252V203H254L255 201V203L256 204H253L251 207H249V206H246V208L247 209H245L244 208V206L241 208L240 206H242V205H240L239 206V209L238 210H240V212L242 213V217H243V215H246L245 216V219L247 220V221H249V222H245V221H243V220H245V219H242V220H238L239 219V216L241 217V213L240 212H238V210L236 211V214L238 213V214H240L239 216H238V214H237V217L238 218H236V220L235 219H233V215H230V214H228L226 217H228V219H229V221H227L228 219H226L225 221L228 223V222H230L231 220L233 221V223H232V221H231V223L230 224H232L231 226L229 225V229L231 230V227H234V226H236L237 228H238V225L240 226V224L242 223L244 226H245V224L247 225L248 223H255L256 225L258 224V226H257V228L259 229V225L261 224L260 222H263V220H264V184H262L261 182H259V185H260V188L259 187H257V191L255 190V186ZM258 185V186H259ZM262 185V186H261ZM112 187H113V184L111 185ZM241 186H240V188H241ZM246 186H249V187H246ZM239 187V186H238ZM261 187H263V188H261ZM0 188H1V186H0ZM243 188V187H242ZM253 188H251V189H253ZM121 190V189H120ZM124 190V189H123ZM239 190H241V189H239ZM103 191V190H102ZM107 192V191H106ZM106 192H104V195L106 194ZM114 192V191H113ZM116 192H117V190H116ZM119 192V191H118ZM117 192V193H118ZM121 194V193H120ZM232 194V195H231ZM235 194V193H234ZM236 195H239V194H236ZM237 197L238 196H236V199H237ZM241 197V196H240ZM245 197V196H244ZM249 197L251 198V199H249ZM184 198V197H183ZM186 199H188L189 200V198H186L185 197V199H183V200H185L186 201ZM238 199H239V197H238ZM247 199H248V202H247ZM112 200V199H111ZM114 200V199H113ZM182 200V201H183ZM243 202H242V201ZM252 200H255L254 202H249V201H252ZM181 201V200H180ZM191 200H189V202H190ZM234 201V202H233ZM241 201V202H240ZM102 202V201H101ZM107 202V201H106ZM186 202H188V201H186ZM192 203V202H191ZM213 203H211V204H213ZM231 203H233L234 205H232ZM249 203H251V204H249ZM110 204H111V202H110ZM109 204V205H110ZM178 204V203H177ZM183 204H184V202H183ZM179 205V204H178ZM182 205V204H181ZM175 206V205H174ZM183 206H185V205H183ZM254 206V207H253ZM182 207V206H181ZM242 209V210H241ZM243 209H245V210H243ZM178 211H179V208L177 209ZM181 210H183L182 208H181ZM243 211V212H242ZM183 211L180 213V211L178 212V214L180 213L181 215L184 213ZM112 213V212H111ZM110 213V214H111ZM114 213V212H113ZM173 213V212H172ZM221 213V215H219ZM243 213H245V214H243ZM176 214V215H175ZM175 214H173V215H175V216H172V218L173 217H175V218H177L176 216L178 215L177 213H175ZM236 214H235V217H236ZM218 215V216H217ZM226 215V214H225ZM229 215L230 216H232V218L231 217H229ZM104 216V215H103ZM180 216V215H179ZM178 216V217H179ZM183 216V215H182ZM217 216V217H216ZM171 217V216H170ZM184 217V216H183ZM209 217V218H208ZM213 217V218H212ZM215 217L217 218V219H219V221L220 220H223V221H221V222H219L217 219H215ZM223 217H225V216H222V218ZM234 217V218H235ZM171 218V219H172ZM175 218H173L174 219V222L172 223V222H170V223H172V224H174L175 223ZM180 218V217H179ZM205 218H208L207 219V221L208 220H211V224L210 223H208L207 222V224H205L206 225V227H203V228H207V226H208V224H210L209 225V230L207 231V232H204V229L202 228V226H201V222L202 221H204L205 220ZM230 218H231V220H230ZM244 218V217H243ZM104 219V218H103ZM172 219V220H173ZM178 219V218H177ZM213 219H215V220H217V222H215V220L214 221H212ZM241 219V218H240ZM237 220L240 222V223H237L238 225H236L235 223H234V221H236L237 222ZM178 222V221H177ZM176 222V224H174L173 226H174V229L176 228L175 227V225L177 226V223ZM213 222H215V223H213ZM170 223H168L167 225H168V227L170 226ZM204 223H206V221L204 222ZM204 223H202L203 225H204ZM166 224V223H165ZM233 224H235L234 226H233ZM163 225V224H162ZM167 225L166 226H163V227H161L160 226V230H159V228H157L160 232H162L161 231V229L163 230V229H166L167 230ZM204 225V226H205ZM252 226L251 224H248L247 226ZM211 227V228H213V230L214 231H216V233H218L219 234V230L215 227ZM243 226V227H244ZM249 226V227H250ZM264 227V223L260 226V227ZM157 227H159V226H157ZM166 227V228H165ZM220 227H218V228H220ZM224 227H226V226H224ZM227 227H228V225H227ZM226 227V228H227ZM236 227H234V228H236ZM242 227V228H243ZM249 227H246V228H248L249 229ZM14 228V227H13ZM170 228H172L173 229V227H170ZM169 228V229H170ZM179 228V227H178ZM184 228V227H183ZM237 228L236 229H234L235 231L237 230ZM241 228V226H240V230L242 229ZM254 228V227H253ZM252 227H251V229H249L250 230V232L249 231H247L248 233H250L251 234V231H255V230H257L256 229V227H255V230L253 229ZM239 229V228H238ZM263 229V228H262ZM157 230V231H158ZM166 230H163V232H162V234H163V237H165V235H166V233L167 232H170L171 231V229H170V231L169 230H167V232H166ZM176 231V233L178 232V230H180L179 231V235H178V233L176 234L175 232V234L173 233V231H171L169 234H171V233H173V234H171V235H169V234H167L166 235V237L165 238H167L168 240H169V236H172L171 237V239L173 240V238L176 236V235H178V236H182V234L184 233V235L183 236H185V239L183 238H181V236L179 237V239L181 238V240L183 241V240H186L188 237H190V235H191V233H190V235H188L187 234V232H188V230L186 231L185 230V232H183V230H182V228H179L178 230L177 229H175ZM221 230H223V236H222V232L220 231V235L222 236V238L224 239H222L223 241H224V243L226 244V242L225 241H227V243H228V245L231 247V250H233V248L234 247H232L231 246V244H232V241H230V243H229V239H225V237L226 238H229L230 237V235H232L231 236V238H230V240H233V238H234V236L236 235V233H237V235H238V237L240 236V234L242 233H240V230L238 231H236V233H235V235H233L234 234V230L232 229V233H230V235H229V233H227L228 234V236L229 237H227V234L225 235V233H226V231H224V230H227V229H225V228H221ZM245 231V227H244V229H242V231ZM260 231L258 232V235H259V237L257 236V238H258V241L260 242V244L262 243V242H264L263 240H264V229L263 230H261V228L259 229ZM157 231H156V233H157ZM159 231H158V233H159ZM182 231V232H181ZM201 231V232H200ZM206 231V230H205ZM243 231V232H244ZM153 232V231H152ZM165 232V233H164ZM188 232V233H189ZM228 232V231H227ZM238 232H239V234H238ZM182 233V234H181ZM209 233V232H208ZM212 234H213V232H211ZM165 234V235H164ZM187 234V235H186ZM194 234H192V236L194 235ZM199 234V235H200ZM206 234H205V236H206ZM245 236H247V235H249L250 236V238H251V235H253L252 237L254 238V242L256 241L255 240V238H256V236L254 237V235L256 234L257 235V233L255 232V234L253 233V234H247L246 232L245 233H243ZM247 234V235H246ZM4 235V233L2 234V236ZM126 236H128L127 234H125ZM125 235H123V236H125ZM130 235V234H129ZM157 235H159V234H156L155 235V231L153 232V237H152V235L150 236V237H152V238H154V236L155 237H157L158 239H159V241H161V238L159 237V236H157ZM173 235H174V237H173ZM198 235V236H199ZM214 236H215V238H216V242L220 245V242H222L221 240H219V239H221V238H219L218 236H217V234L215 235V233L213 234ZM212 235V236H213ZM237 235L235 236V237H237ZM244 235H242L241 234V236H244ZM0 236H1V234H0ZM131 236H133V235H131ZM130 236V237H131ZM137 236V235H136ZM148 236H149V234H148ZM160 236H161V233H160ZM182 236V237H183ZM186 236H187V238H186ZM191 236V237H192ZM201 236V235H200ZM205 236L203 237V236H201V237H203L204 238V240H206V241H204V240H202V238H199V240H201V241H203L204 243H203V245H206V247H205V249H207V251H208V249H210V246L211 245H213L215 242H214V239H213V244L211 243H208L207 241H208V236L206 237V238H208V239H205ZM210 237H211V235H209ZM218 238H217V237ZM225 236V237H224ZM244 236V237H245ZM129 237V236H128ZM127 237V238H128ZM128 238L126 241H124L125 242V244L127 245V247H129L130 245H132L131 247H133V242H134V247H136L138 244L140 245V243H142V244H144V247H145V243H144V240H143V238L142 239H139V238H136L135 236L134 237H131V238ZM139 237V236H138ZM190 237V238H191ZM195 237H197V236H194V238L192 237V239H196ZM248 237V236H247ZM126 238V237H125ZM147 238V237H146ZM145 238V239H146ZM157 238H155V239H157ZM176 238L177 237H175L174 238V240H175V242H177L178 243V240L176 241ZM189 238V240L188 241H186V242H184L185 244L187 243V245H188V243L189 244H191L192 242L191 241H193L192 239H190ZM214 238V237H213ZM241 238H242V242H241ZM239 240H240V242L241 243H245V242H247L248 240H244L243 241V237H241ZM249 238V239H250ZM253 238H251L245 245H242V246H248L249 248H250V245L248 244V243H250L251 241H253ZM256 238V239H257ZM171 239H170V241H171ZM178 239V238H177ZM237 239V238H236ZM246 239H248V238H246ZM10 241L12 240V238L11 239H9ZM139 240H142V242L141 241H139ZM152 240V239H151ZM150 240V241H151ZM166 240V239H165ZM164 240V241H165ZM168 240H166V243L167 242H169ZM191 240V241H190ZM217 240H219V242L217 241ZM2 241H3V239H2ZM5 241H6V244H5ZM5 241H3L4 243H1V239H0V248H2L3 247V245L2 244H4V245H8L9 244V246H8V248L10 247V245H11V247L10 248H12V246H14V244L12 245L11 243H12V241H11V243H8V239L7 240H5ZM9 241V242H10ZM138 241H139V243H138ZM181 241V242H182ZM210 241H212V238H211V240L209 239V242ZM234 242H235V239L233 240ZM237 241V240H236ZM14 242H16V240L14 241ZM148 242V241H147ZM180 242V243H181ZM191 242V243H190ZM195 242V241H194ZM196 242H197V239H196ZM199 242V241H198ZM205 242L206 243H208L210 246H209V248H207V244H205ZM240 242H238L239 244L238 245H240L241 243ZM8 243V244H7ZM135 243H136V245H135ZM151 243V242H150ZM149 243V244H150ZM155 243H156V241H155ZM172 243V242H171ZM235 243H237V242H235ZM256 244H258L257 242H255ZM123 244V243H122ZM130 244V245H129ZM140 245V247L141 246H143V245ZM161 244H164V247H163V245L161 246ZM161 244L159 243V245L161 246V248H163V250H164V248H167V252L168 253H165V254H170V256H171V258L170 259H172V260H174V262H176V261H181L179 258H177L178 260H176L175 261V259L174 258H176V256H175V254L177 253L176 251H173V252H175V253H173L172 254V247H173V245H174V241H173V245H171V253L168 251V244L167 245H165V242L164 243H162V241H161ZM183 243H181V244H179L178 243V245H180V247H182V249L184 250V251H187L188 250V248H189V246H190V248L194 245V244H191V245H189V246H185L184 244V246L185 247H183V246H181ZM198 244V243H197ZM201 244V243H200ZM217 244V245H218ZM222 244H223V242H222ZM248 244V245H247ZM250 244H252V242L250 243ZM256 244H253L254 246H252L251 245V248H252V250H250V249H248V250H250L251 252H257L258 254H256V255H258L259 256V252L261 253L262 252V249L264 248L263 246H261L262 244L264 245V243H262L260 246L262 247H260V246H257ZM125 245V246H126ZM129 245V246H128ZM157 245V244H156ZM159 245H157V247H160ZM215 246H216V244H214ZM213 245V246H214ZM218 245V246H219ZM232 245H234V244H232ZM237 245V244H236ZM236 245H234L236 248H237V246ZM255 245H256V248L255 249H261V251H259L258 252V250L256 251L255 249L253 250V248L255 247ZM2 246V247H1ZM148 246V245H147ZM195 246V245H194ZM197 246H199V244L198 245H196L195 247H197ZM201 246H202V244H201ZM201 246H199V247H201ZM213 246H211V249L208 251V253L210 254V251L211 250H213L212 249V247ZM214 246V247H215ZM218 246L214 249V251H218V250H220L221 252V254H222V252H223V256H222V258L224 259V260H222V261H225L226 259H225V256H227V249H228V247L229 246H225L226 247V249L225 248H223V246H224V244H223V246L221 245L220 247L221 248H219L218 249ZM116 247V246H115ZM123 247V246H122ZM122 247H121V249H122ZM175 247L177 248L178 246H177V244H176V246H174L173 247V250H175ZM194 247V248H195ZM8 248L6 249V247H3V249H0V251H2V250H5L4 252L2 251V253H5V252H9V251H7L8 250ZM142 248V247H141ZM147 247H145V249H146ZM184 248H187V250L186 249H184ZM189 248V250H191ZM202 248H204V246L202 247ZM201 248V252L203 253V249ZM13 249V248H12ZM12 249H10V251H12ZM125 249V248H124ZM128 249V248H127ZM147 249H150V248H147ZM192 249H193V247H192ZM205 249H204V251H205ZM217 249V250H216ZM222 249H225L224 251H222ZM230 249V248H229ZM228 249V250H229ZM235 249V248H234ZM239 249L240 250H243V254L244 255H247V254H245V251L246 252H248L247 250H245L244 251V248L242 247V249H241V247L239 246ZM238 249V250H239ZM245 249H247V248H245ZM132 250H134V249H132ZM139 250H140V248H139ZM189 250L187 251V252H189ZM195 252L197 251V253L200 251V249L199 248H197V250H195V249H193ZM192 250V251H193ZM199 250V251H198ZM239 250V251H240ZM154 251V250H153ZM178 251V250H177ZM180 251H182L181 250V248H179V253H178V255L180 256L181 255V253H180ZM191 251V252H192ZM207 251H205V252H207ZM214 251H213V253H212V255L214 254ZM226 251V252H225ZM234 251V250H233ZM233 251L231 252V254H228V255H230V260H229V258H228V260L229 261H227V262H240V261H238V260H236V258L235 259H231V257H232V255L234 254L233 253ZM236 252H239V251H237V250H235ZM234 251V252H235ZM133 252V251H132ZM141 252V251H140ZM148 252V251H147ZM165 252H166V250H165ZM204 252V253H205ZM215 252V253H216ZM219 252V251H218ZM217 252V253H218ZM225 252V253H224ZM229 252V251H228ZM242 252V251H241ZM241 252H239V253H237L238 255L240 254V255H243ZM263 252H264V249H263ZM262 252V253H263ZM1 253V252H0ZM2 253H1V255H2ZM139 253V252H138ZM149 253V252H148ZM163 253V252H162ZM202 253H200V255L199 256H203V254ZM220 253H218V254H214L213 256L214 257H216V259H213L209 254H204V259L205 258H212V260L214 261V260H216V262H215V264L217 263V261H218V263H219V261H220V259L218 258V257H221V256H217V255H220ZM87 254V253H86ZM93 254V253H92ZM155 254V253H154ZM172 254V255H171ZM185 255V257L183 258V256ZM183 254L181 255L182 256V259L184 260L187 256H186V252L184 253L183 252ZM248 254H249V252H248ZM250 254H252V253H250ZM248 255L249 257L251 256V259H252V257L254 256L253 254V256L252 255ZM90 255V254H89ZM94 255V254H93ZM152 255V254H151ZM177 255V254H176ZM188 255V257H189V253L187 254ZM192 254H190V256H191ZM194 255H195V253H194ZM194 255H192V257H189L190 259H192L193 257H194V259H196L195 258V256ZM206 255H209V257L208 256H206ZM235 255H236V253H235ZM243 255V257H241L240 258V256H238V259L239 260H241L242 258H243V261L246 259V258H244V257H246V256H244ZM145 256V255H144ZM155 256V255H154ZM165 256H167V255H165ZM198 256V255H197ZM196 256V257H197ZM247 256V258H249ZM263 256H264V254H263ZM64 257V256H63ZM77 257V256H76ZM125 257V256H124ZM149 257V259H147V260H144V261H148V260H150L151 258H150V256H148ZM178 257V256H177ZM229 257V256H228ZM235 257V256H234ZM255 257V256H254ZM253 257V258H254ZM75 258V257H74ZM91 259H92V256L90 257ZM99 258V257H98ZM106 258V257H105ZM104 258V259H105ZM142 258V257H141ZM145 258H147V257H145ZM166 258H168V257H166ZM188 258V259H189ZM200 258V257H199ZM202 258V257H201ZM200 258V259H201ZM256 258H257V256H256ZM261 258H263V257H261ZM71 259V258H70ZM72 259H73V257H72ZM71 259V260H72ZM88 259H89V257H88ZM101 259V258H100ZM100 259H98L99 261H100ZM137 259H139V258H137ZM187 260V261H185L186 262V264H198L199 262H196L197 261V259L194 261V262H196V263H194V262H192L193 260ZM200 259H198V261L200 260ZM204 259H201L200 261L202 262V261H204ZM208 259H206L207 261H209L208 263L207 262H203V263H207V264H209L210 263V260H208ZM251 259H247V260H251ZM257 259H259V258H257ZM256 259V260H257ZM71 260H67V261H62V263L61 264H74V262H76V261H74V260H72V262H69V261H71ZM94 260H96V258H94ZM102 260V259H101ZM109 260V259H108ZM108 260H106V261H108ZM154 260V259H153ZM165 261H167V263H171V261L170 260H166V259H164ZM164 260H162V261H164ZM211 260V262H212V264H213V261ZM233 260V261H232ZM247 260H245V263L246 262H248ZM252 260H254V259H252ZM251 260V261H252ZM260 260L261 261H263L262 259H259V262H260ZM79 261V260H78ZM93 261V260H92ZM129 260H127V262H128ZM139 262H140V264H150V263H153V261H151V262H149L148 261V263L147 262H144L143 260H138ZM155 261V260H154ZM165 261L163 262V263H165ZM178 261V263H180ZM189 261V262H188ZM222 261H220V263L222 262ZM250 261V262H251ZM91 262V261H90ZM101 262V261H100ZM104 262V261H103ZM103 262H102V264H103ZM112 262V261H111ZM188 262V263H187ZM191 262V263H190ZM235 262V263H236ZM242 262V261H241ZM255 262V261H254ZM79 263H81V262H76V264H79ZM93 263H94V261H93ZM158 264H160L161 263V259H160V261H158L157 262ZM166 263V264H167ZM169 263V264H170ZM177 263V264H178ZM182 263H184V261H182ZM217 263V264H218ZM223 264H224V262H222ZM221 263V264H222ZM234 263V264H235ZM255 263H257V262H255ZM82 264V263H81ZM90 264V263H89ZM94 264H96V263H94ZM108 264H110V263H108ZM112 264H113V262H112ZM117 264V263H116ZM155 264V263H154ZM174 264H176V263H174ZM181 264V263H180ZM200 264V263H199ZM202 264V263H201ZM230 264V263H229ZM236 264H238V263H236ZM241 264H244V263H241ZM246 264H248V263H246ZM252 264V263H251ZM254 264V263H253ZM257 264H263V263H257Z\"/></svg>","mask_w":264,"mask_h":264},{"label":"clouds","instance_id":"obj_3","mask_svg":"<svg viewBox=\"0 0 264 264\" xmlns=\"http://www.w3.org/2000/svg\"><path fill=\"white\" fill-rule=\"evenodd\" d=\"M19 215L23 216V215H24V213H23V212H20V213H19Z\"/></svg>","mask_w":264,"mask_h":264}]
</instances>
